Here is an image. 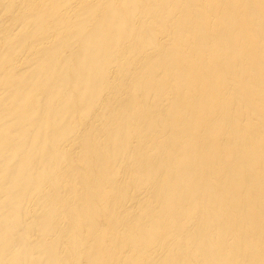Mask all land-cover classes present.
<instances>
[{"label": "bare ground", "instance_id": "6f19581e", "mask_svg": "<svg viewBox=\"0 0 264 264\" xmlns=\"http://www.w3.org/2000/svg\"><path fill=\"white\" fill-rule=\"evenodd\" d=\"M0 264H264V0H0Z\"/></svg>", "mask_w": 264, "mask_h": 264}]
</instances>
